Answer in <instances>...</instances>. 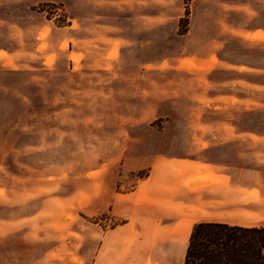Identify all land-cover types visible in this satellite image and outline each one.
<instances>
[{"label":"rangeland","instance_id":"374dc122","mask_svg":"<svg viewBox=\"0 0 264 264\" xmlns=\"http://www.w3.org/2000/svg\"><path fill=\"white\" fill-rule=\"evenodd\" d=\"M255 28L264 0H0V175H81L82 185L110 172L128 191L196 134L258 135L247 163L264 159V35H240ZM207 49L219 66L194 65ZM118 223L91 204L81 260L98 243L93 229Z\"/></svg>","mask_w":264,"mask_h":264},{"label":"crops","instance_id":"0c3cea01","mask_svg":"<svg viewBox=\"0 0 264 264\" xmlns=\"http://www.w3.org/2000/svg\"><path fill=\"white\" fill-rule=\"evenodd\" d=\"M199 29L204 35L213 31L208 23ZM191 32L192 26L182 35ZM240 35L263 37L264 29ZM255 41L264 43V37ZM207 50L192 59L194 65L219 66L214 51ZM258 137L192 135L188 150L154 157L147 175L128 191L118 190L110 172L85 176L82 185L81 175L29 182L0 175V209L5 210L0 211V264H183L196 223L261 225L253 222L264 213V159L247 163L245 148L247 138ZM97 202L106 203L122 222L93 229L90 236L99 240L87 263L81 260V238L88 236L81 231V217Z\"/></svg>","mask_w":264,"mask_h":264},{"label":"trees","instance_id":"16d2710c","mask_svg":"<svg viewBox=\"0 0 264 264\" xmlns=\"http://www.w3.org/2000/svg\"><path fill=\"white\" fill-rule=\"evenodd\" d=\"M183 21L186 22V31L188 14L181 19ZM146 175L147 172L139 175V178ZM183 264H264V225L196 223L190 234Z\"/></svg>","mask_w":264,"mask_h":264}]
</instances>
